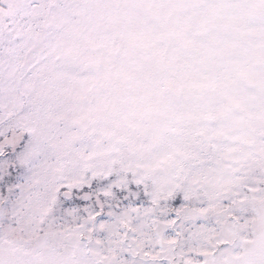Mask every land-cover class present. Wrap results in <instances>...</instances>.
I'll return each instance as SVG.
<instances>
[{"label": "snow or ice", "instance_id": "6c2138e0", "mask_svg": "<svg viewBox=\"0 0 264 264\" xmlns=\"http://www.w3.org/2000/svg\"><path fill=\"white\" fill-rule=\"evenodd\" d=\"M0 264H264V0H0Z\"/></svg>", "mask_w": 264, "mask_h": 264}]
</instances>
